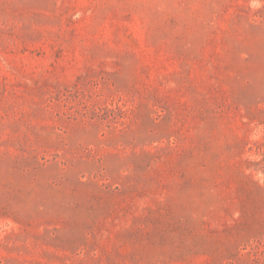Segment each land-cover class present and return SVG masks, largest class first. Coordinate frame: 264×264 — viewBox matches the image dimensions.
<instances>
[{
    "label": "rangeland",
    "instance_id": "rangeland-1",
    "mask_svg": "<svg viewBox=\"0 0 264 264\" xmlns=\"http://www.w3.org/2000/svg\"><path fill=\"white\" fill-rule=\"evenodd\" d=\"M0 264H264V0H0Z\"/></svg>",
    "mask_w": 264,
    "mask_h": 264
}]
</instances>
